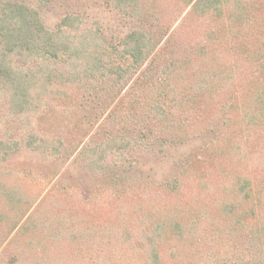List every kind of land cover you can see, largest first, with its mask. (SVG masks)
Masks as SVG:
<instances>
[{"label":"trees","instance_id":"16d2710c","mask_svg":"<svg viewBox=\"0 0 264 264\" xmlns=\"http://www.w3.org/2000/svg\"><path fill=\"white\" fill-rule=\"evenodd\" d=\"M54 1L0 0V264H264V156L247 144L264 130V0H180L217 24L195 46L167 44L150 0H58L70 8L50 23ZM93 5L123 31L109 36ZM221 98L199 173L193 151L172 150L198 144L192 126ZM60 109L76 136L35 123ZM22 155L67 165L86 196L57 187L48 211L28 214L40 191L8 163ZM145 155L173 158L175 179L157 182Z\"/></svg>","mask_w":264,"mask_h":264},{"label":"rangeland","instance_id":"374dc122","mask_svg":"<svg viewBox=\"0 0 264 264\" xmlns=\"http://www.w3.org/2000/svg\"><path fill=\"white\" fill-rule=\"evenodd\" d=\"M155 5V8L159 15L162 18L163 23L165 25L169 26V32L168 36H170V39H168V45L172 44L174 41L177 43H182L184 45H191L195 46V44H204L205 43V34L210 29H213L217 27V24L211 23L209 20L205 19L204 17H196L191 14L190 9L191 5L186 6L184 5L180 0H150ZM70 8V6H67L66 2H61L58 0H55L51 7L48 10V22L54 23L57 21L59 15L63 13V9ZM93 9V13H95L100 20L102 21L104 28L110 32L108 35H116L118 32L123 31L124 28H122V23L117 19V16L107 7L103 6H95L93 5L91 7ZM222 41H225L222 39ZM211 46V43H209ZM163 46V45H162ZM225 103H227L226 98L220 99L219 102H216L215 105H212L209 108H206L205 114H203L202 118L198 119L194 122V126H192L193 133L199 135V139H197L199 142L198 144L188 145L187 147H179L175 150H172L174 153H178V155L184 153L186 155H189L192 151L195 153V157L192 160L195 164V168L198 167L199 173L200 172H207L209 169V164L211 162V151L212 147H200L203 141L201 139H204L201 137L203 132L206 128H208L211 125H214L218 119L225 116L227 113V107L225 106ZM61 112L56 113H50L46 112L42 116L36 117L35 123H41V129L44 132H47L48 135L54 136H60L61 132L64 131L66 128L73 127V118L71 116V113H67L64 110H61ZM64 111V112H62ZM72 119V120H71ZM6 111L0 110V130L6 127ZM98 125L91 127L90 132H95ZM69 128V136H72L73 134L76 136V132L74 129ZM216 128V125L215 127ZM12 129V127L10 128ZM14 129V128H13ZM43 132V133H44ZM60 133V134H59ZM49 135V136H50ZM79 136V135H78ZM203 136V135H202ZM258 137V138H257ZM215 138V137H214ZM205 142V139H204ZM212 144V143H210ZM248 146L254 149L253 152V158L252 160L260 161L264 156V130L257 133V136L251 137L249 141L247 142ZM31 160L28 158V155H22L15 158L12 162L9 161V165L11 163L12 167L19 168L21 171V175L23 180H28L27 184H30L33 189V194L38 195V192L40 191V195L38 196V199L36 203L30 208L28 214L33 213L34 210L36 211H48L47 210V198L48 196H51V192L55 190L57 187H65L69 189V196L72 197V195H75L74 199H71L72 202L77 204V201H80V197H85L86 195H83L84 191L81 192L80 188L77 189L72 183L75 182V179L68 177L69 171L68 166H62L58 167V165H55L53 162H49L48 164H40V160H37L31 156ZM152 157L149 156H142L141 162L144 164L141 165L142 168H144L148 173H153L154 171V179L157 182H164L168 181L171 182L178 174L179 168L175 165L173 158H168L162 162L155 163L151 161ZM216 160V158H215ZM42 163V161H41ZM28 167L31 171L25 172V169L23 167ZM59 168V169H57ZM151 168V169H150ZM194 168V169H195ZM55 172H57L55 174ZM74 172H72L73 174ZM195 171L192 172L194 174ZM28 174V175H26ZM28 176V177H27ZM188 180V184L186 183V199H189L191 195L195 193L197 195L198 185L197 180L198 177L190 176ZM195 180V182H194ZM187 182V181H186ZM25 183V182H24ZM76 183V182H75ZM88 184V182H85ZM90 186V185H89ZM184 187V186H183ZM83 188L87 189V186H84ZM61 190V191H65ZM75 191V193H74ZM111 195V194H110ZM109 193H106L103 195L102 198H97L96 203L94 200L95 205H99L102 201L110 202L111 197ZM46 202V203H45ZM102 208H100V211ZM99 211V212H100ZM28 216V215H27ZM14 233L10 235L8 239H6L5 245L10 241V238H12ZM4 247V244H3ZM133 257V256H132ZM131 257V258H132Z\"/></svg>","mask_w":264,"mask_h":264}]
</instances>
